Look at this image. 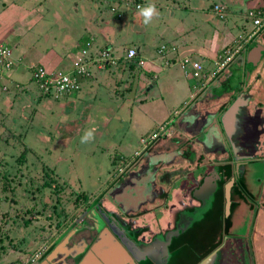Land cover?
Wrapping results in <instances>:
<instances>
[{"label":"flooded vegetation","instance_id":"obj_1","mask_svg":"<svg viewBox=\"0 0 264 264\" xmlns=\"http://www.w3.org/2000/svg\"><path fill=\"white\" fill-rule=\"evenodd\" d=\"M262 30L264 25L244 43L240 66L216 75L188 109L174 115L168 137L160 135L139 145L131 158L123 156L102 192L70 223L71 229L59 234L56 229L55 237L30 264H43L71 232L75 255L57 252L52 264H137L124 243L139 264H200L215 249L202 256L212 243L207 240L214 235L209 216L219 199L223 201L219 245L224 237L230 238L236 263L242 264L247 250L242 235L235 233L248 219L249 204L257 203L246 198L243 189L252 169L264 165V36L256 38ZM220 124L226 133L222 137ZM162 138L170 145L162 146ZM231 179L226 218L225 185ZM207 185L215 187L209 206L201 190Z\"/></svg>","mask_w":264,"mask_h":264},{"label":"rangeland","instance_id":"obj_2","mask_svg":"<svg viewBox=\"0 0 264 264\" xmlns=\"http://www.w3.org/2000/svg\"><path fill=\"white\" fill-rule=\"evenodd\" d=\"M18 1V5L23 12L26 10L31 12L29 19L35 16L33 12L36 10L39 11V14H41L42 11L46 12H44L45 15L39 20L38 24H34L32 31L25 36V40L24 37L22 38L24 43L29 45L30 50L26 51L24 47L20 45L14 46L13 54L15 57H19V59L22 60L21 63H23L22 66L24 68H26L25 64L29 65V60L33 63L35 62L34 60L39 57L33 54L35 52L34 49H38L41 54H44L50 49L61 50L68 47L67 45L72 46L73 40L80 35V30L78 32L76 31V33H71L69 30L63 32L57 18L58 9L63 10L66 16H68L70 12L72 13L73 2L75 0H67L60 6L58 3H63L65 0H45L41 5L36 4L35 0L34 3L27 0ZM98 1L103 2L102 4L104 5L98 4L97 6L96 4V13H102L106 15V20L112 21L113 16H111L110 13H106L109 3L105 0ZM221 1L227 4L224 20H221L209 10L211 4L215 3L213 5L214 7L220 4ZM231 1L233 2L231 7L228 6V0H209V2H201L199 4L201 7L198 10H189V8H187V21L193 24L191 28L193 29L192 35L197 38H199V35L202 36V34H199L201 32V26L202 29H208L210 32L213 29H219L225 23H231L234 20L233 15L235 14L240 15L238 21L239 26H241L243 30L242 32H238L237 30L235 33L240 35L250 32L252 22L246 17V10L250 8L255 9L254 7L256 6L264 5V0H253L251 3L252 5L246 3L248 0ZM50 2H52V4ZM2 5L3 0H0V8H2ZM222 5L224 7L223 3ZM22 10L20 11L22 12ZM94 10L96 9L94 8ZM179 14L181 17H184L185 13L181 10L178 15ZM154 18L156 23L153 24L149 36L156 35L158 39L161 40L159 32L156 33V30L161 31L164 25L158 22L157 17ZM64 19L67 21L68 18ZM179 19L177 15L173 16L168 27L170 32L175 31L176 28L178 30L187 29L186 27H188V25H182L183 21L180 23ZM112 23L113 22H109V24ZM89 27L90 26H88V28ZM67 32H70V39L67 38ZM94 32L96 33V31ZM63 34H65L66 37L63 38ZM238 35H235V37ZM263 36L264 30L259 32L256 38ZM155 45H157V43H155ZM230 45L231 43H229L228 46ZM216 58L217 55L215 59ZM199 61L202 63L201 60ZM241 63L242 53L237 56L227 71H232L233 66H240ZM177 64L178 63H175L173 67L170 68L171 70L167 72L171 73L166 83L167 90L170 91L167 96L162 95L160 98V91L156 87L151 88L152 86L150 87V85L146 90L142 89V94L147 95L145 101L144 99L140 101V99L136 98L131 100V94H125L124 98L116 103V99L118 98L105 101L107 99L106 95L103 94L99 97L95 95V98L91 99L94 107H91L88 111H86L88 107L84 105L90 101L87 98L83 101H78V98H75L74 110H65L64 106H67L71 102L67 104L64 103L62 108L57 102L55 103L52 101V98L43 97L39 101L41 97L39 98V94L35 90L34 92L37 95H31V90L35 88L33 83H30L28 87L20 85V91L17 97H13L14 95L11 97V105H5L2 100H0V166L3 167L4 162H7L10 170L13 169V171H15L16 168H21V174L28 176V178H35L38 182H41L43 174L47 173L48 175H52L53 179L57 180L58 183H65V191L61 193L60 196L64 199V203L62 204L66 207L68 219H71L75 213V209L73 208L74 200H82L83 196L81 197V194L83 192L88 195L90 201L93 197L98 196V194L102 192V188L105 184L111 180V174H114L117 170L120 163L119 158L123 156L131 158L134 152L139 148L138 141L142 135L145 134L146 138H148L154 132H159L160 125H158L155 130H152L156 124L161 122V120L157 119V116L160 114V117H162L167 114L170 122L174 119V107L183 102L185 98H189V92L191 94L196 91L192 89L195 85V79L191 76L185 77L184 72ZM32 65L36 64L34 63L31 64V66ZM212 65H204V69L206 71H211ZM169 66L172 65L170 64ZM21 67L19 66V68H17L16 73L15 68L12 71H6L3 76H0V84L3 85L6 82H10L11 79L9 76L13 73L15 74L11 77L12 79L19 81L17 77L24 78L21 80V83L29 81V70L25 69L26 71H24ZM45 68L48 69L46 66ZM58 69L60 68L57 67L51 70L55 71ZM152 71L159 77L164 74L161 70L154 69ZM21 73L25 76L21 77ZM5 76H8V78H5ZM25 88L26 90L29 89L26 93H24L23 90ZM153 98H155L154 101ZM100 100L101 103H99ZM135 105H137V107ZM164 105L167 111L163 107ZM178 108L179 107H177V109ZM102 110L104 111L101 112ZM170 111L173 112L168 114ZM103 117L104 119H108L105 124L100 122L102 121L100 119H103ZM1 122H4L5 125ZM90 128H95V138L88 143H81V137L84 135L85 131ZM11 130L14 133H12ZM17 134L20 135L21 140H19V137L17 139ZM162 139V146L170 145L169 139ZM25 149L27 150L25 163L19 165L16 161ZM113 159L117 160L112 162ZM257 178L262 181V192L259 202L254 205V214L249 230L241 238L243 240L242 245L244 244L243 249L247 250V253L244 251V255L240 260L242 264H264V165L259 168V175ZM20 181L22 184L28 183L27 177H22ZM3 196L5 197V195L1 196L3 201H0L1 209L3 210V214H0V237L2 236V228L5 225L3 222L8 212L11 214L17 213L18 210L22 208V204L26 205L23 207V210L27 208V211H29L34 204H36L35 207L38 211L41 210L42 207V197L41 193H38V191L32 201L23 199L21 195L20 202L15 204V206L14 204L9 206V197H7V201H4L5 199ZM28 197L30 198V195H28ZM80 212L81 209L76 213L79 214ZM45 213L48 215L52 214V210H46ZM28 219L33 222L31 226L23 228V230L18 229V231H20L16 235L11 233L13 244L16 246L17 250L8 249L7 251H0V264H30L32 258L43 248H46L55 237V234H57L55 233V226L52 225L54 224V220L57 221L55 217L47 219L45 215L37 212L28 214ZM9 226L8 224V227ZM42 226L46 229L50 226L52 233L49 242L41 243V241H39V234L42 232L40 227ZM22 241L23 243H21ZM24 241L32 242L28 247H25L27 243ZM1 245L2 250L4 246L7 247L9 244L8 242H3L0 243V246ZM19 249H23L24 251H20ZM19 257L22 263L16 261Z\"/></svg>","mask_w":264,"mask_h":264},{"label":"crops","instance_id":"obj_3","mask_svg":"<svg viewBox=\"0 0 264 264\" xmlns=\"http://www.w3.org/2000/svg\"><path fill=\"white\" fill-rule=\"evenodd\" d=\"M9 1L10 3H8V5H3L2 8H0V41L10 46L12 52L15 48L14 46H18V45L24 47L26 51H29L30 50L29 45L25 44L22 38L24 37L25 40V36L30 31H32L34 24H38L39 20L42 17H44L46 12L42 11L41 14H39V11L36 10L33 12L35 16H32L29 19L31 12H28V10L23 12V10L20 9V6L18 5L19 2L18 0L16 1L9 0ZM27 1L32 3L36 1V4L38 5H41L45 2V0H35V1L27 0ZM66 1L67 0H65L63 3H58V5L59 6L63 5ZM105 1H108L109 5L116 4V0H105ZM204 1L209 2V0H135V4H139V5H145L148 3L155 4L157 10L159 11L158 12L159 15L156 16L158 22L164 25V28L161 31L156 30L157 31L156 33L159 32V36L161 37V40H159L158 36L156 35L149 36L150 31H152L153 24L156 23V21H154L155 18L153 19L152 23L149 24L150 26L149 25L145 26L142 22V18L138 15V9L135 8L124 9L121 7V11H120L122 14L121 18H116L112 14L111 15L113 16L112 21H108L106 20V15L102 13H96L97 12L96 4L97 6L98 4L104 5L102 4L103 2H100L98 0H75L73 2L72 13L70 12L68 16H66L63 13V10L60 9L57 10V18L60 22L61 29L63 32L69 30L71 33H76V31L78 32L80 30V35L77 36L75 40H73L72 46L67 45L68 47L63 48L61 50L50 49L46 51L44 54H41L38 49H34L35 52L33 54L39 57H37L36 60L31 59L35 61L33 63L32 61L29 60L28 62L29 65L25 64L26 68L22 66L23 64L21 63L22 60L19 59V57L18 58L15 57L13 54L14 58L19 60L18 66L15 67V73L17 68H19V66L20 67L22 66L21 68L24 69V71H26L27 67L31 66V64L34 63L42 65L44 67L46 66L48 67L49 70L57 67L62 68L68 66L69 63L72 61L73 57L75 56V54H77V51L80 49L81 45L85 41L92 39L94 52L98 53V51L100 52L104 50L108 51L109 53V61H107L108 64H106L105 69H96L92 74V76L86 79L82 83L80 92L75 94L73 98H69L57 102L60 107L63 108L64 103L67 104L71 102L67 106H64V108L65 110H74L73 106L75 104L74 102L75 98H78V101H83L87 98L90 101L89 103H85L84 105L88 107L86 108V111H88L91 107H94V105L91 102V99H94L95 95L99 97L103 94L106 95L107 97L105 101H107L108 99L111 101L113 100V98H118L116 99L117 100L116 103L119 102V100L123 99L125 94L126 95L131 94V100L136 98V99H140V101L141 99H144L145 101L146 100L145 97L147 95H143L142 93L143 90L144 89L146 90V88L149 85L150 87L152 86L151 88L156 87L160 91V95H159L160 98L162 97V95L167 96V94L170 93V91L167 90L166 83L171 75V73H167V72L170 71L171 70L170 68L173 67V65L176 63V59L174 61L172 60V63L174 62L172 66L169 65L165 66L164 63L165 58L157 54V47H159L162 44L175 46L177 49L176 51L177 58H180L183 55H190L195 59L201 60L204 65L207 64L212 65L216 55L218 56L222 52V50L226 46H228L229 43L232 42V40L235 38V35H238L237 33H235V31L237 32L236 27L239 28L238 19L240 15L235 14L233 15L234 20L231 23H225L219 29L217 28L213 29L211 32L208 29L207 30L202 29L201 26L200 27L201 32L199 34H202V36L203 35L204 36L202 37L201 35H199V38L194 37V35H192L193 29H191L193 24L187 21L188 18L187 8H189V10H193V9L198 10L201 7L199 4ZM228 2H229L228 6L231 7L233 5V2L231 0H228ZM252 2L253 0H248L246 3L248 5H252L251 4ZM50 3L52 4V2ZM222 3L224 4L223 12L226 15L225 9L227 4L224 1L220 2V4ZM214 4L210 5L209 10L211 11V13H214L212 11ZM260 6L263 7L264 5H259L254 8H261ZM94 8L96 10H94ZM250 9H247L246 11ZM20 10H22V12ZM181 10H183V12L185 13L184 17H181L180 14L178 15L179 11ZM106 13H110L109 10L106 11ZM174 15H177V17L180 18L179 19L180 23H182L183 21L182 25H186V26L188 25V27H186L187 29L178 30L176 28L175 31L170 32V29L168 27ZM64 18H68L67 21ZM109 22H113V23L109 24ZM88 26L90 27L88 28ZM94 31H96V33ZM70 32L66 33V35L68 36L67 38L69 39L71 36ZM66 35L63 34L62 37L64 38L66 37ZM155 43H157L158 46L155 45ZM129 49H136L139 53V56L145 60L143 67L135 66L137 69L136 71L132 70V72L131 70H129L128 65L125 64L126 62L130 63L132 61L130 59H127L126 57ZM34 55H30V56L36 57ZM154 69L161 70L162 73L164 74L160 77L156 76V74L152 71ZM15 73L9 76L11 79L10 81H16V82L20 81L19 83H21V80L24 78L17 77L19 81L11 78ZM22 76L25 75L22 74L21 77ZM28 79H30V77ZM213 79L214 77L207 80L204 87H206L209 82L211 83ZM30 83H31L30 81H27L21 83L20 85L28 87ZM23 90L24 93H26L28 92L29 89L26 90L25 88ZM18 92L13 94L2 93L0 94V100H2V102L5 105H11L12 104L10 102V100H12L11 97L14 95L13 97L16 98ZM31 93H32L31 95L34 94L37 95L34 92V89L31 90ZM195 93L196 92L190 94L189 92L188 95L189 98L188 97L185 98L183 102H181L178 106L174 107L175 110V111L173 110L174 115L182 108V106H184L191 100V98L193 97V95H195ZM40 97L41 96H39V98ZM42 98L43 97H41L39 101ZM154 100L155 98H153V101ZM99 103H101V100L99 101ZM135 106L137 107V105ZM163 107L167 111L165 105ZM177 107L179 108L177 109ZM103 111L104 110H102L101 112ZM172 112L170 111L168 114ZM168 118L169 116L167 114L162 117H160L159 114L157 116V119L161 120V122L156 124L152 130H155V128L158 125H160L161 128L162 125L169 123ZM100 120H102L100 122L103 124H105V122L108 121V119L107 118L104 119V117L103 119L101 118ZM145 138H146L145 134L141 136V138L138 141V146L141 145L140 144L141 140ZM138 150L139 148L134 152V154Z\"/></svg>","mask_w":264,"mask_h":264},{"label":"built area","instance_id":"obj_4","mask_svg":"<svg viewBox=\"0 0 264 264\" xmlns=\"http://www.w3.org/2000/svg\"><path fill=\"white\" fill-rule=\"evenodd\" d=\"M124 9H128L134 6L137 9L139 4H135V0H121ZM115 7H110V14L114 15ZM212 11L221 20H224L225 14L223 12V5L218 4L212 8ZM247 19L252 22V28L247 34H240L235 37L231 45L223 49L222 52L214 60L213 68L210 72L204 69V65L197 59L190 55L176 57V47L162 44L157 50V54L165 58V66L172 65V60L177 59L176 63L180 66L184 72L185 77L191 76L195 79V85L192 87L194 92L198 93L205 85L206 81L212 77H215L218 72L223 70L225 66L231 62L242 50L244 43L247 42L253 35L264 25V7L250 9L247 12ZM122 16L121 13L117 15V18ZM92 39L85 41L77 54L73 57L72 61L68 66L62 67L58 70H49L44 66L36 64L27 67L30 72L29 81L36 85L37 89L41 92L40 94H49L50 97L54 99L64 98L65 96L75 95L80 89L82 83L90 78L94 73L95 69H105L107 61H109V53L104 50L102 52H94ZM139 57L138 52L135 49H129L127 53L128 59H135ZM145 60L139 58L137 60V66L143 67ZM19 64V60L15 59L13 56L12 49L4 42H0V76H3L6 71L13 70ZM9 73V72H8ZM206 76V77H205ZM205 77L206 81H201ZM5 78H8V76ZM67 78V79H65ZM9 83V84H8ZM5 84H0V90L4 93L8 91H15L20 89V84L10 81ZM11 89V90H9ZM195 93V95H196ZM194 96V95H193ZM193 98V97H192ZM186 105V104H185ZM184 105V106H185ZM183 106V107H184ZM168 124L162 125L159 132H154L148 138L141 140V146H145L154 139L158 138L160 135H169ZM137 154V153H136ZM121 170H118V172ZM41 251L38 252L33 258L34 262Z\"/></svg>","mask_w":264,"mask_h":264},{"label":"trees","instance_id":"obj_5","mask_svg":"<svg viewBox=\"0 0 264 264\" xmlns=\"http://www.w3.org/2000/svg\"><path fill=\"white\" fill-rule=\"evenodd\" d=\"M12 1H16V0H12ZM8 3H10L9 0H3V5H8ZM112 5L116 6L115 12H114L115 14L113 16L117 18V15L119 13H121L120 11H121V7L123 8V4H122L121 0H116V4H110L108 6V10H110V7ZM131 8H135V7L131 6L130 9ZM236 29L238 30V32L243 31L242 27H240V26H239V28H236ZM157 49H158V47H157ZM183 56H185V55H183ZM136 62H137V58H135L130 63L126 62L125 64L128 65L129 70H131V72H132V70L136 71V69H137L136 68L137 67ZM205 77H203L201 79L202 82L206 81ZM9 90H11V89H9ZM19 90L20 89H17L15 91H8L7 93H4L0 90V94H2V93L3 94H13V93L18 92ZM34 90L41 97L52 98V96L50 97L49 94H46V95L40 94L41 92L37 89L36 85H35ZM80 90L77 93H79ZM73 96L74 95H72V97L68 96V98H67V96H65L64 98H58V99L52 98V101L59 102L62 100L73 98ZM1 123L3 125H5L4 122H1ZM11 132H12V130H11ZM12 133H14V132H12ZM18 137H19V140H21L20 139L21 137L19 134H17V139H18ZM26 155H27V150L25 149V151H23L21 153V155L19 156V158L17 159L16 163L18 162L19 165L24 164L25 160H26ZM115 160H117V159H113L112 162H114ZM119 160L120 161L124 160V158L123 157L119 158ZM20 169L21 168H16L15 171H13V169L10 170L8 165H7V162H4L3 167L0 166V195L1 196L5 195V197L3 196L5 199L4 201H7V197H9V201H8L9 206H12L13 204L15 206V204H18L20 202L21 195L23 196V199H27L28 201H30V200L32 201L35 198L36 192L38 191V193H41L42 207H41V210L38 211L35 207L36 204H34L30 208V210L27 211V208L25 210H23V207L26 205L22 204L21 205L22 208L20 209L21 212H20V210H18V212L15 214H13V213L11 214L10 212H8V215L3 222V224H5V225L1 231L2 236L0 238L2 240L0 239V243L8 242L9 245L7 247L4 246L2 250H1L2 245H1L0 251H7L8 249L17 250L16 246L13 244V240H12L13 237L11 236V233L13 235L14 234L16 235V234H18V232L20 230H23V228H28L29 226H31V224L33 222L28 219V214H34V213L38 212L42 215H45L47 217V219H49V218L51 219V217H55L57 219V221L54 220V224H52V225L55 226V229H58L57 233L59 234L64 229H67V230L71 229L72 226H70V223L76 218V216H77L76 212L79 209L82 210L86 205H88V202L90 201L88 195L83 192L81 194V197L83 196L82 200H80V201L74 200L73 208L75 209V211H74L75 213L73 214L71 219H68V213L66 211V207L62 204V203H64V199L61 198V196H60L61 193H63L65 191V188H66L65 183L64 184L58 183L57 180L53 179L52 175H48L47 173L43 174V177H42L43 179H41L42 181L38 182V180H36L35 178L34 179L31 177L28 178V176H24L23 174H21L22 171ZM229 175H230V172L228 170V174L226 176V179L229 177ZM258 175H259V169H257V168L252 169L251 176H250L248 182H246V185L244 186V189H243L245 197L246 198L249 197L251 199V201L254 200V202L259 201L261 190H262V185H261L262 181H260L257 178ZM22 177H27L28 183L22 184L20 181ZM28 195H30V198L28 197ZM1 196H0V201H3ZM243 199L246 200L245 198H243ZM1 208L2 207L0 205V214H3V210ZM253 208H254V204L251 202V204H249V210L247 213L248 219L245 222L244 226L241 227L240 229H238V231L235 233L236 235L241 234L242 236H244V234L248 232L249 227L251 225V220L253 217V211H252ZM49 209L52 210V214L48 215L47 214L48 212L47 213H45V212H46V210H49ZM222 215H223V201L221 199H219L216 202V205L214 207V210H213L211 216H209V218L212 217L211 220H212V224H213L212 228L214 230V235L207 240L212 241V243H210V245L206 247L207 253H205L206 251L204 253L202 252V256L208 254V252H210L211 250L216 248L222 241V233H223L222 232V229H223V216ZM0 224H1V221H0ZM8 224L10 225L9 227H8ZM18 229H20V230L18 231ZM47 229L43 226L40 227V230L42 232H41V234H39V241H41V243L42 242L45 243V242L50 241V237H51V233H52L50 226ZM243 231H244V233H243ZM231 233L234 234L233 232H231ZM24 242L27 243L25 247H28L32 241L31 242L30 241H24ZM21 243H23V241ZM19 250L24 251L23 249H19ZM25 253H26V251H25ZM16 261L19 263H22L20 257L17 258Z\"/></svg>","mask_w":264,"mask_h":264},{"label":"water","instance_id":"obj_6","mask_svg":"<svg viewBox=\"0 0 264 264\" xmlns=\"http://www.w3.org/2000/svg\"><path fill=\"white\" fill-rule=\"evenodd\" d=\"M246 48V46H244L243 48H242V50H241V52L239 53V54H241L243 51H244V49ZM238 54V55H239ZM237 55V56H238ZM237 56L231 61V62H229L226 66H225V68H223V70H221L220 71V73H218V74H216V75H220V74H222L225 70H228L229 69V67H230V65L233 63V61L237 58ZM207 88V86L206 87H204L203 89H201L198 93H196V95H194L193 96V98H191V100L182 108V109H180V112L182 111V110H186V109H188V107L191 105V103H193L194 101H196V99L201 95V94H203V92L205 91V89ZM181 117V116H180ZM179 117V118H180ZM183 119V121H185V118H182ZM188 122H190L191 124H192V122L193 121H188ZM172 123V122H171ZM171 123H168V128H169V126H171ZM187 123V122H186ZM222 126V124H220V126H218V130H219V134H220V136L222 137L224 134H226L225 133V129H224V127H221ZM221 128V129H220ZM203 129H206V127H203ZM222 130H223V134H222ZM181 133H185V129H182L181 128V130H179ZM162 156H166V155H162ZM171 158H173V156H170ZM243 165L245 164V163H242ZM235 175L238 177L237 179H240V175H237V173H235ZM236 176H234L235 178H236ZM233 177V178H234ZM127 183V182H126ZM232 183H233V179H231L230 180V183H227L226 185H225V202H227V205L225 206V210H224V213H225V217L227 218L228 217V215L230 214V202L229 201H227L229 198H230V192H229V185H232ZM215 189V187H214V185H207V186H205V187H203V189L201 188V190H203V191H205V193H206V195H207V198H209V199H207V203H208V206L209 205H212V202H213V198H214V195L212 196V194H213V190ZM198 191V190H197ZM196 191V192H197ZM215 191V190H214ZM121 192L123 193V191L121 190ZM211 199V200H210ZM89 210H86V212L84 213V215L85 214H87V212H88ZM205 211H208V207L207 208H205ZM105 218H106V216H105ZM107 220V219H106ZM109 222H110V220H109ZM112 226V225H111ZM115 225H113L112 227H114ZM77 232V231H76ZM75 233L74 232H71L70 234H67V236L61 241V242H59V244H58V247H56L54 250H53V252H51L46 258H44V263L43 264H52V258L53 257H56L57 255V252L58 253H60V254H58V256L59 255H61L62 254V251H65V253L67 254V255H71V253L72 254H74L75 252H72V250L74 249V247L75 246H72L71 244H70V239H71V237L74 235ZM166 244L168 245L169 244V242H166ZM124 245L126 246V248H127V250L130 252V254L132 255V257L134 258V260H135V262L137 263V264H139L140 262H139V260H138V258L136 257V256H134V253L133 252H131L130 250H129V245H127L126 243H124ZM163 247V246H162ZM167 247V246H166ZM166 247H164V249L166 250V252H167V248ZM148 249H154V251H157V249L158 248H154V246L153 247H148ZM233 249V247H232V245H231V239L230 238H228V237H224L223 238V243L221 244V245H219L218 247H216L210 254H208V256H206V258L200 263V264H237L236 263V261H237V255H236V252L234 253V251L232 250ZM162 251V250H161ZM75 255V254H74ZM165 255V254H164ZM65 258H66V256H65ZM171 258V257H170ZM121 260H122V258H121ZM116 261V260H115ZM118 262H120V261H116V262H114V264H117Z\"/></svg>","mask_w":264,"mask_h":264},{"label":"clouds","instance_id":"obj_7","mask_svg":"<svg viewBox=\"0 0 264 264\" xmlns=\"http://www.w3.org/2000/svg\"><path fill=\"white\" fill-rule=\"evenodd\" d=\"M137 9H138V15L142 18V22H143V24L145 26L151 24L152 21H153V19H154V17H156V16L159 15L158 10H157L155 4H152V3H148V4H145V5H138L137 6ZM138 56H139V53H138ZM126 57H127V55H126ZM139 58H141V57L140 56L137 57V60ZM130 60L133 61L134 59H130ZM65 79H67V78H65ZM94 133H95V128H90V129L86 130L85 133H84V135L81 137V141L80 142L81 143H88V142H90L91 140H93L95 138L94 137Z\"/></svg>","mask_w":264,"mask_h":264}]
</instances>
